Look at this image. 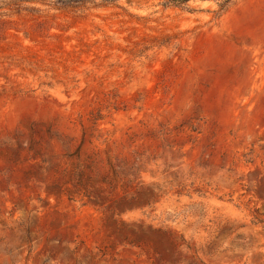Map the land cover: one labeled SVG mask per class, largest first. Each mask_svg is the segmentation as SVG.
Here are the masks:
<instances>
[{
  "label": "rangeland",
  "instance_id": "obj_1",
  "mask_svg": "<svg viewBox=\"0 0 264 264\" xmlns=\"http://www.w3.org/2000/svg\"><path fill=\"white\" fill-rule=\"evenodd\" d=\"M0 0V264H264V0Z\"/></svg>",
  "mask_w": 264,
  "mask_h": 264
},
{
  "label": "trees",
  "instance_id": "obj_2",
  "mask_svg": "<svg viewBox=\"0 0 264 264\" xmlns=\"http://www.w3.org/2000/svg\"><path fill=\"white\" fill-rule=\"evenodd\" d=\"M167 1H169V2H171V3L178 2V1H176V0H167ZM186 1H189V0H186Z\"/></svg>",
  "mask_w": 264,
  "mask_h": 264
}]
</instances>
